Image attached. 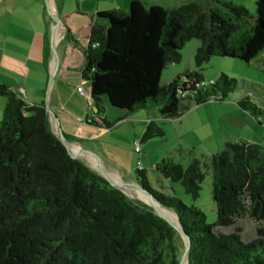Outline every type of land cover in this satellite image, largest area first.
Listing matches in <instances>:
<instances>
[{"label": "trees", "instance_id": "1", "mask_svg": "<svg viewBox=\"0 0 264 264\" xmlns=\"http://www.w3.org/2000/svg\"><path fill=\"white\" fill-rule=\"evenodd\" d=\"M217 3L214 8L190 2L167 9L131 0L126 10L95 14L80 76L90 84L103 127L111 129L154 107L162 118H177L192 104L223 101L237 89L234 78L221 73L207 82L198 71L159 84L163 69L180 61V50L192 39L199 40L196 68L213 56L249 64L264 53V21L239 4ZM179 89L187 92L184 98ZM0 96V264H179L184 248L177 230L72 157L53 134L44 104H28L2 84ZM104 97L124 114L107 121ZM237 105L264 124V108L249 96ZM163 135L149 121L141 141ZM209 166L216 213L211 224L195 206L149 187L143 170H137V177L142 189L178 218L189 238L187 264H264V145L224 142ZM155 169L179 183L192 200L198 198L204 177L199 159L192 157L184 169L163 158ZM244 217L256 224L250 241L243 240L237 226L230 233L215 231Z\"/></svg>", "mask_w": 264, "mask_h": 264}, {"label": "rangeland", "instance_id": "2", "mask_svg": "<svg viewBox=\"0 0 264 264\" xmlns=\"http://www.w3.org/2000/svg\"><path fill=\"white\" fill-rule=\"evenodd\" d=\"M130 1L54 0L56 6L62 11L76 10L78 4H80L81 10L85 14H88L87 18H90L91 14L94 17L97 12H107L114 9L126 10ZM139 1L145 7L159 5L167 9L190 2H197L203 8L217 7V2H233L243 6L254 18L264 21V0ZM44 4L46 6L45 0ZM58 21L61 23V19H58ZM76 21L80 20L76 19ZM83 32L84 30L81 29L82 34H84ZM82 46L85 49L87 42L82 41ZM198 46L199 40L197 39H192L184 44L180 50V61L178 63L168 64L161 72L160 86L167 85L176 74L183 73L184 71H198L207 82L215 80L221 73L230 78H234L237 80V89L231 92L223 101L209 100L200 105L192 104L188 111L177 118H162L156 107L141 111L146 118L153 113L159 117L155 122L164 132L162 137H154L141 141L143 133L134 135L132 126L135 123L133 122L135 121L133 115L140 112L132 114L129 116L132 122H128L125 126L128 128L129 134L127 135L126 133L124 135L118 130L117 133H120V136L113 139L115 142L110 141V144H106L100 141L98 148L114 152L113 156H115L116 162H119L122 167L130 170L132 176L136 177V179H138L137 170H143L149 187L165 196L174 195L185 205L195 206L204 214L205 222L211 224L216 220V213L215 205L211 197L212 171L209 166V158L212 154L221 152L224 142L227 141L253 142L264 145V124L255 120L249 113L241 110L237 105L238 100L244 96H249L252 103L257 107L264 108V53L249 64L236 58L213 56L201 68H196L194 54ZM75 49L73 55L74 62L80 63L83 58L82 49L79 45ZM53 52L56 54L55 47L52 49V56ZM2 99L4 98L2 97ZM219 105L223 107L221 110L217 109ZM225 114L231 117L233 123L227 120ZM219 116H223L224 118L222 123L220 122L221 118ZM142 125L145 128V123H142ZM135 140L139 141L140 153H136L133 150V142ZM97 156L99 157V155ZM192 157H196L201 161V170L204 175L200 184L199 196L195 200H192L189 195L184 193L179 183L170 182L162 177L155 169L156 163L163 158H170L173 162L180 164L185 169ZM100 158L102 159L103 157ZM83 161L87 163L86 160ZM123 180V182L131 183L128 177L123 176ZM133 198L137 199L135 197ZM236 226L241 229L240 235L244 241H250L255 238L256 224L248 217L237 220L233 227H218L215 228V231L230 233ZM181 246L184 248L183 241Z\"/></svg>", "mask_w": 264, "mask_h": 264}, {"label": "crops", "instance_id": "3", "mask_svg": "<svg viewBox=\"0 0 264 264\" xmlns=\"http://www.w3.org/2000/svg\"><path fill=\"white\" fill-rule=\"evenodd\" d=\"M45 1L46 6L44 0H0V84L18 92V96L28 104L46 105L54 114L53 118L49 115V121H52L64 136L74 137V140L69 141L72 145L103 157L101 160L107 171L116 172L121 181H124V176L128 177L131 183L139 184L130 170L116 162L114 152L98 148L100 141L106 144L115 142L113 139L120 136L118 130L128 135L129 131L125 126L132 122V119H121L111 129L103 127L95 114L90 84L80 76L84 61L82 41H88L93 14L87 18L88 14L81 10L80 4L76 10L62 11L54 0ZM56 16L61 19L57 28L54 21ZM78 45L83 54L80 63L74 62L73 58ZM52 47L56 48L57 68L47 88V80L53 66ZM79 85L86 90V97L77 93L76 88ZM103 103L107 121L112 122L124 114V110L112 107L105 97ZM3 106L4 99L0 96V117ZM222 108L219 105L217 109ZM223 116H219L221 123L224 121ZM147 117L142 112L133 115L134 135L144 132L142 123L146 126L149 121L159 118L154 113ZM226 117L232 122L229 115ZM91 120L97 124H92Z\"/></svg>", "mask_w": 264, "mask_h": 264}, {"label": "water", "instance_id": "4", "mask_svg": "<svg viewBox=\"0 0 264 264\" xmlns=\"http://www.w3.org/2000/svg\"><path fill=\"white\" fill-rule=\"evenodd\" d=\"M54 21H55V28H57V26L60 24V22L58 21L57 18H54ZM55 28L53 29L52 31V36H54V30ZM53 49V47H52ZM56 68H57V63H56V57H55V54L53 52V66H52V70L49 74V77H48V80H47V88L50 86L51 82H52V79L54 78L55 76V73H56ZM45 108L47 109L49 115L51 116V118H53L54 114L53 112L45 105ZM51 122V130L53 132V134L60 140V142L66 147V149L68 150V152L70 153V155L74 158H77V159H80V160H86L87 157H90V158H93L97 161L98 165H99V169H94L92 167H90L87 163V166H89L91 169H93L94 171H96L97 173H99L103 178H105L106 180H108V182L114 186L115 188L119 189L123 194H125L126 196L130 197V198H133L131 197L130 195H128L123 189L122 187H135L137 189H139L140 191L146 193L154 202H153V205H149L145 202V204H147L148 206H150L154 213L165 219L166 221H168L176 230L177 232L179 233L183 243H184V249H183V253L181 255V258H180V261H179V264H187V260H188V252H189V238L188 236L184 233V231L181 229V226L178 222V225H175L174 223H172L167 217L166 215L163 213L162 209H161V204L151 195L149 194L148 192H146L145 190L142 189V187L137 184V183H126V182H123L121 181V183H118V182H115V181H112L109 176H108V171L107 169L105 168V166L103 165L102 163V160L100 157H98L95 153L91 152V151H87V150H83V149H79V151H73L72 149V144L66 139V137L63 135V133H61V131L57 128V126ZM177 221H178V218H177Z\"/></svg>", "mask_w": 264, "mask_h": 264}, {"label": "bare ground", "instance_id": "5", "mask_svg": "<svg viewBox=\"0 0 264 264\" xmlns=\"http://www.w3.org/2000/svg\"><path fill=\"white\" fill-rule=\"evenodd\" d=\"M72 149H73V151H79V147L77 145H72ZM86 162L90 167H92L94 169H99V165L95 159L87 157ZM107 173H108L109 178L112 181L121 183V179L116 172L108 170ZM122 189L126 193H128L130 196L135 197V198H137V199L141 200L142 202H145L149 205H153L154 201L146 193L140 191L139 189H137L135 187H129V186L122 187ZM146 200H148V201H146ZM161 209H162L163 213L166 215V217L172 223H174L175 225H178L177 217L173 211H171L165 207H161Z\"/></svg>", "mask_w": 264, "mask_h": 264}, {"label": "built area", "instance_id": "6", "mask_svg": "<svg viewBox=\"0 0 264 264\" xmlns=\"http://www.w3.org/2000/svg\"><path fill=\"white\" fill-rule=\"evenodd\" d=\"M212 82V81H211ZM206 82H200V83H198V82H196L195 83V87L196 88H199L201 85H204ZM76 91H77V93H79L80 95H83L84 97H86V90L83 88V86L82 85H79L77 88H76ZM177 94L181 97V98H184L185 97V95L187 94V92H184V91H182L181 89H179L178 90V92H177ZM133 146H134V148H133V150L136 152V153H140L141 152V150H140V147H139V141H134L133 142Z\"/></svg>", "mask_w": 264, "mask_h": 264}]
</instances>
